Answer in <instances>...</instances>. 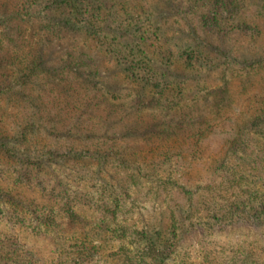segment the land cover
<instances>
[{
    "label": "rangeland",
    "instance_id": "1",
    "mask_svg": "<svg viewBox=\"0 0 264 264\" xmlns=\"http://www.w3.org/2000/svg\"><path fill=\"white\" fill-rule=\"evenodd\" d=\"M0 2L13 5V0ZM114 3L124 6L121 1ZM135 6L139 8L134 10ZM130 10L144 17L145 31L142 36L141 31L136 34L142 41L141 54L134 52L127 62L120 63L114 52L100 48L99 53L90 42L94 59L81 71L69 64L62 48L68 36L43 49L47 74L31 88L34 102L13 95L4 96L0 104L5 127L13 119L20 122L28 115L45 116L47 108L59 110L50 124L55 127L52 137L58 145L53 150L60 164L51 166L41 187L20 191L41 195L44 205L64 198L79 201L75 228L58 236L88 237L96 247L88 264H121L109 263L115 244L102 217L110 196L122 200L118 217L131 227L132 244L128 247L141 253L138 250L147 237L141 231L147 228L146 232L152 230L155 237H162L171 210L189 222L228 221V216L246 222L251 213L241 209L252 207L249 195L259 179L264 180V156L258 161L254 150L258 147L255 143L263 145L264 141L258 139L256 127L247 134L249 147H253L250 156L235 159L228 152L229 141L246 123L262 119L258 127L264 130V63L256 65L258 59L264 61V0L220 8L211 0H129L127 9L116 14V21L124 25L128 15H134ZM10 12L14 9H4L0 20L12 17ZM12 29L11 24L0 23L2 39ZM133 29H128L130 46L135 38ZM19 33L18 39L12 40L10 55L0 57V78L8 82L16 79L19 64L32 63L24 57L38 50L33 34L41 36L39 31L36 34L35 29L23 25ZM189 46L202 54L199 63L182 56ZM130 65L137 71L127 76L123 71ZM70 147L73 150L68 152ZM105 148L109 150L97 153ZM65 153L68 157L61 156ZM121 155L124 164L119 161ZM1 167L8 169L9 165L0 160ZM234 169L245 182H231ZM5 171V177L13 182V175ZM185 191L191 193V199ZM8 195L0 197L4 209L0 240L16 241H8L9 249H5L11 251L7 252L11 253L10 264H28L32 259L38 264H57L60 251L55 233L43 239L21 230L15 217L23 214L30 222L29 210L34 208L20 210L17 215L16 206H12L14 192ZM235 199L241 213L229 214L226 206ZM108 208L115 210L114 205ZM256 243L264 245V229L248 227L196 238L189 235L179 255L185 264H257Z\"/></svg>",
    "mask_w": 264,
    "mask_h": 264
},
{
    "label": "trees",
    "instance_id": "2",
    "mask_svg": "<svg viewBox=\"0 0 264 264\" xmlns=\"http://www.w3.org/2000/svg\"><path fill=\"white\" fill-rule=\"evenodd\" d=\"M117 1L123 2L124 6L122 7L118 3L115 4L114 0H13V5L7 2H0V19L4 9H14V12H10L14 13L11 14L12 17L6 16L0 20V23L5 21L15 28L4 39H2L3 36L1 37L0 34V57L10 55L9 49L12 47V40L14 37L16 40L18 39L23 25L30 26V30L35 29L36 34L37 31L41 33V36L33 34V38H36L33 44L38 50L28 53L24 57L26 58L25 60L29 58L32 63H25L24 66L19 64L18 69L15 71L17 72L15 80H9L8 82V80L5 81L3 78H0V104L4 96L13 95L20 96L21 100L27 98V100L34 102L31 88H33L32 86L35 83L40 82V78H44L47 74L46 66L42 62L46 61V53L44 54L43 49L54 47V41H58L59 43L60 40H65L68 36L71 37L62 48H64V53L67 57L70 58L69 64H72L75 68L80 67L81 71L86 68V64L91 59H94L92 56L93 52H90L92 49L90 42L94 43L93 48L95 49L96 47L99 53L100 48L101 50L106 49L105 52H114L120 63L127 62V59L130 57L129 55L134 52L138 51L141 54L142 41L136 34H140L141 31L142 36L145 31L144 17L141 19V15L137 11L130 10L134 15H128V21L122 25V21H116V14L127 9L129 0ZM211 1L214 6L220 8L221 6H238L246 0ZM205 6H207L206 3ZM138 8L139 6H135L134 10ZM35 9L38 10L35 11ZM102 11H105V13L101 14ZM110 26L116 27H112V30ZM122 26H127L129 30L131 26L134 27L135 38L130 41L132 42V46L128 44V36H131L128 29H124ZM189 47L190 49L187 48L182 56L187 61L193 62L198 60L197 63H199L202 54L197 51L195 46ZM17 51L19 53L21 49L17 47ZM14 57L19 59L17 56ZM256 62L258 66L264 63V61L259 59ZM134 66L130 65L123 73L127 76H129L128 74H135L137 69ZM150 78L152 79L148 75L149 81ZM59 114L58 109L47 108L45 116L28 115L22 117L20 122L13 119L7 127L3 125L2 119H0V160L9 165L8 169H4L3 167L0 169V197L8 198L10 196L8 194H11L12 191L14 192L16 200L12 201V206H16L17 215L25 209L34 208L33 210L32 208L29 210L31 214V217H29L30 222L23 214V217L15 218L21 224V230H29V233L33 234L34 237L48 239L47 236L55 233L57 236V245L55 246L60 251L57 264H88V257L91 256V251L96 249L88 237H76L74 235L69 237L58 236L60 234L65 235L68 232L66 230L70 231L75 228L77 217H79V201L64 198L60 203L44 205L41 203L44 198L41 195L39 197L34 194L25 195V193H21L20 191L22 188L32 192L35 189L34 186L41 187L43 184L42 180L48 171L51 170V166L60 164L57 160L59 155L53 150L58 145L52 137L54 134H52L53 131L51 129H55V127L50 124ZM261 121L262 119L256 121L254 124L248 122L236 130L228 143V152L231 157L245 160L246 156L251 155L253 147H249L247 134L253 131V127H256V132L261 136L258 139L264 141V130L262 126L261 129L258 127V123ZM38 143L41 144L38 145ZM255 145L258 146L254 150L258 152L257 159L260 161L259 158L262 155L264 156V144L255 143ZM100 149L97 148L98 151ZM72 150L70 147L68 152ZM107 150L109 148H105L103 151L97 153L102 154ZM61 156L68 157L66 153ZM98 160L104 162L101 157H98ZM119 161H121V164H124L122 155L119 157ZM73 162L77 161L74 160ZM5 170L9 171L8 174L13 175V182H10L5 177ZM235 171V169L232 170L234 174L230 175L231 182L235 184L237 182H245ZM128 174L132 176L131 172ZM226 181H224L225 184H227ZM185 194L188 199H191L192 195L190 192L185 191ZM106 198L108 199V197ZM109 200L110 202H105L104 206L106 207L103 209L104 215L102 217L105 218V227L107 228V233L111 236L112 244H115L110 250L111 259L109 263L180 264L183 261L182 264H185L186 262L180 257L179 251L182 245L189 239V235L196 238L202 234H221L248 227L259 229V231L264 229L263 178L259 179L258 185L249 195V201L254 203L252 207L247 211L241 209L244 213H251V218L247 219L246 222L244 220L238 221L239 219L232 220L233 217L230 216H228V221L220 222L211 218L200 222H189L179 219L176 211L171 210L168 212V221L162 237H155L152 230L146 232L147 228L141 231L142 235L146 234L147 236L142 240L143 245L138 250L141 253L128 247L132 244L128 233L131 227H127L120 222L118 217L122 200L118 201L113 196H110ZM242 204H245V202L242 201ZM112 205H114L115 210L108 208L112 207ZM1 208L4 210L3 207H0V216L3 215ZM226 208L229 214L230 212L234 214L237 212L241 213L236 199L231 202L228 201ZM25 220L27 224L24 222ZM259 240V242H262V239L259 238ZM8 241H12L13 244L16 242L14 238L11 240L10 238L3 237L0 240V264H10L8 255L11 253L7 252L11 251L5 250L9 249L8 244L10 243ZM100 242H104V239H100ZM13 244L10 247L12 251L14 250ZM256 244L257 262H259L257 264H264V258L262 257L264 245L260 244L258 247V243ZM139 256L140 261L137 262ZM19 262L15 261L11 262V264H19ZM28 264H38L37 259L30 260Z\"/></svg>",
    "mask_w": 264,
    "mask_h": 264
}]
</instances>
